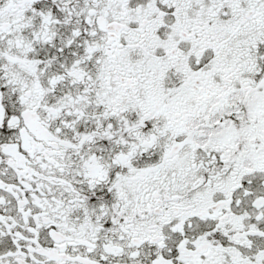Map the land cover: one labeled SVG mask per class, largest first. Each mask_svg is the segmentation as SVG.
I'll use <instances>...</instances> for the list:
<instances>
[{
    "label": "snow or ice",
    "instance_id": "1",
    "mask_svg": "<svg viewBox=\"0 0 264 264\" xmlns=\"http://www.w3.org/2000/svg\"><path fill=\"white\" fill-rule=\"evenodd\" d=\"M0 264H264V0H0Z\"/></svg>",
    "mask_w": 264,
    "mask_h": 264
}]
</instances>
